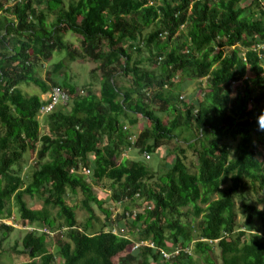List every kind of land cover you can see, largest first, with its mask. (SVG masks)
Segmentation results:
<instances>
[{"label": "trees", "instance_id": "1", "mask_svg": "<svg viewBox=\"0 0 264 264\" xmlns=\"http://www.w3.org/2000/svg\"><path fill=\"white\" fill-rule=\"evenodd\" d=\"M262 3L0 0V215L10 214L13 197L17 220L52 232L26 230L19 253L28 259L17 264H116L115 257L117 264H200L195 255L215 264V249L220 264H264ZM68 33L81 37L78 49ZM62 51L66 60L51 66L47 83L38 66ZM84 58L96 65L79 91L59 71L63 61ZM118 77L130 84L118 85ZM182 78L198 83L192 95L180 94ZM31 84L39 92H27ZM53 86L69 100L42 114V94ZM140 117L148 125L135 130ZM187 130L190 137L178 139ZM172 139L176 153L165 171L139 159L117 163L131 149L150 158ZM27 153L29 178L21 167ZM101 182L109 198L93 191ZM78 192L89 213L81 223ZM24 195L42 207L30 208ZM105 199L124 206L107 208ZM93 223L99 228L89 231Z\"/></svg>", "mask_w": 264, "mask_h": 264}, {"label": "rangeland", "instance_id": "2", "mask_svg": "<svg viewBox=\"0 0 264 264\" xmlns=\"http://www.w3.org/2000/svg\"><path fill=\"white\" fill-rule=\"evenodd\" d=\"M181 28H182V30H185V26L183 27V25H182ZM79 38H81V37L76 35V34H72V33H68L65 35V39L67 41L73 42L74 45L77 47V49L79 48V43H80ZM232 47H234V46H232ZM216 49H218V48H216ZM223 49L226 53V52H228V50L230 48L225 47ZM64 53L65 52L62 51L61 54H59L57 56L53 55L54 57L51 60L42 61L41 65L38 66L37 75L42 80L49 83L48 77H47L48 71L51 70V66L53 64L57 63L60 60H66V58H63ZM63 64H64V67L60 69L59 75H63L64 73H66L68 80L74 86H76L79 91L85 90L86 87H89V84H90V73L89 72H90V69L95 67L96 62H93L87 58H84V59H76L74 61H63ZM116 81H117L118 85L130 84V78L129 77H118V78H116ZM240 83H241L240 81L234 82V84L232 85V90H234L236 88V86H238ZM90 87L93 90L98 89L99 88V82L95 81L93 83V85H91ZM181 87L182 88H181L180 94L184 95V96H190L198 88V83L196 81H193V80H190L187 78H182ZM82 88H84V89H82ZM25 89L27 92H30V93L35 92V91L39 92V88H37L36 86H34L32 84L29 86H25ZM42 97L46 98L47 93L42 94ZM42 118L43 117L38 115L39 122L42 121ZM145 125H148L147 121L140 117L138 124L136 126H134V128H135V130H140ZM45 131H46V126H45V122L43 120V123L41 126V133L45 132ZM191 133H192L191 130L190 131L189 130L183 131V132L179 133L178 139H181V140L185 139L186 140L187 138L190 137ZM232 144L234 145L235 143L233 142ZM175 148H176L175 139H172L167 143V145L164 146V148L162 147L160 149L159 154H157V153L150 154L149 159H144L143 154H139L137 149H131L128 151H123L121 153V155L117 158V163L122 161L124 158L139 159V160H143V161L147 162L148 165L150 166V168H152L153 170H156V169H158V166H161V171H165L166 168L168 167V165L171 164L172 159L175 156V153H176ZM258 150H259L258 156H259V158L262 159L263 154H264V147L259 145ZM186 155H187V161L192 160L193 162H195V156L190 149H186ZM24 156H25V159L23 160L21 167L24 164L23 173H26V175L29 178L30 173L32 172V169L28 165L30 164V162L33 161L34 158L31 155H29L28 153L25 154ZM158 174H160V173H158ZM28 178L26 179V181H28ZM86 180H89V179L87 178ZM108 185H109L108 182L103 183V184L101 182V184L93 185L92 189L96 194H99L100 197L109 198L110 190H109ZM245 189L251 190L250 195H252V197H253L252 199L255 200L256 197L253 196V193H252L253 191H252L251 185L248 184ZM250 195H249V197H250ZM257 197H261V195L259 194ZM80 198H81V193L78 192L77 201L75 202L77 205V208L75 209V211H76V218H77L78 223L85 221V219L89 217V213H87V211L81 207V202L79 201ZM24 200H25L27 206H29L30 208L37 209V208L42 207V202L38 197H31L29 195H24ZM15 203L16 202H15L14 198L11 197L9 204L7 206V209L10 211V214L5 213L4 217H6V218L13 217L14 218L13 223H16L17 226L7 225V226L12 227V229L10 231H6L4 228H0V261L4 264H17V263L23 262L26 259H28L27 255L19 253L20 251L23 250L22 237L26 233L27 229L23 228L22 225H25V224L22 223V221L20 219H18V220L16 219V217H18V213H17V207H16ZM237 203H238V199H237ZM92 206H93V211L95 212L94 213L95 217H98L101 221L102 213H101L100 209L97 208L94 204H92ZM104 206L107 208L108 207L113 208L116 211H120L124 205L123 204H117L111 199H105ZM183 210L187 213V215H189L191 217V213H190L191 208L185 207V208H183ZM51 211L53 214H55L56 210L52 209ZM242 220H243V217L240 214H238L237 222L238 223L242 222ZM94 221L95 220H92V222H94ZM35 225L31 224L30 226L33 228L34 227H40V228H43V229L45 228V229L49 230L46 227L35 226ZM92 225L93 226L88 229L89 231L92 229H98L99 228L98 223H93ZM27 226H29V224H27ZM28 231H29V229H28ZM252 233H256V231H252ZM259 233L262 234L261 232H259ZM36 234H41V233L37 232ZM222 236H220L219 238L213 239V240H218ZM213 240H211V241H213ZM47 246L49 247V249L55 250V244H54V241L52 239L47 240ZM209 256L214 260L215 264H220V257H219V250L218 249H215L214 252L209 253ZM195 257L197 258V260L200 264H203L202 263L203 261L201 260V258L199 256L195 255ZM114 261L117 264V257L114 258Z\"/></svg>", "mask_w": 264, "mask_h": 264}, {"label": "built area", "instance_id": "3", "mask_svg": "<svg viewBox=\"0 0 264 264\" xmlns=\"http://www.w3.org/2000/svg\"><path fill=\"white\" fill-rule=\"evenodd\" d=\"M262 8L264 10V3H262ZM262 45V46H261ZM264 46V44H258L256 46V49L259 50L260 48H262ZM255 49V50H256ZM182 97V96H181ZM45 104L42 105L41 107V113H47L50 110H52L54 107H56L57 105H64L68 102L69 100V94L62 88H60L59 86H53L51 87V89L49 90V92L47 93V97L45 98ZM145 158H149V154L145 153L144 154ZM89 172V170H87V173ZM137 196V195H136ZM136 213V210L133 211V215ZM10 219V220H9ZM8 220V221H7ZM14 218H6L4 217V215H0V225L1 224H5V225H14L17 226L16 223H13ZM24 229H29L30 230H36V232H40V233H46V234H52L51 231L47 230V229H43L40 227H31V226H27L26 225H22ZM217 241V240H216ZM153 245V244H150ZM165 256H169L166 255Z\"/></svg>", "mask_w": 264, "mask_h": 264}, {"label": "clouds", "instance_id": "4", "mask_svg": "<svg viewBox=\"0 0 264 264\" xmlns=\"http://www.w3.org/2000/svg\"><path fill=\"white\" fill-rule=\"evenodd\" d=\"M262 119H264V113H262L261 116L258 118V122L261 123Z\"/></svg>", "mask_w": 264, "mask_h": 264}]
</instances>
